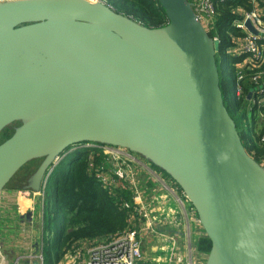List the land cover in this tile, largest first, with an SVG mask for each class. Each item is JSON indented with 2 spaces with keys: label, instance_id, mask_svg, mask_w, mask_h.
Listing matches in <instances>:
<instances>
[{
  "label": "water",
  "instance_id": "95a60500",
  "mask_svg": "<svg viewBox=\"0 0 264 264\" xmlns=\"http://www.w3.org/2000/svg\"><path fill=\"white\" fill-rule=\"evenodd\" d=\"M148 29L86 0L0 3V196L26 164L39 192L58 156L120 148L169 177L211 247L204 264H264V170L229 116L209 37L187 0ZM48 180V178H47Z\"/></svg>",
  "mask_w": 264,
  "mask_h": 264
},
{
  "label": "trees",
  "instance_id": "16d2710c",
  "mask_svg": "<svg viewBox=\"0 0 264 264\" xmlns=\"http://www.w3.org/2000/svg\"><path fill=\"white\" fill-rule=\"evenodd\" d=\"M99 1L116 14L127 17L142 27L159 29L168 24L158 0ZM239 7L249 10L251 5L246 0H227L216 6L215 29L208 35L210 38L219 39L220 48L229 45L227 34L229 25L235 20V12ZM220 88L224 101H227L226 110L234 120L236 115L243 112L245 100L241 97L229 103V87L222 79H220ZM250 135L252 137L239 134L240 140L245 152L259 163L264 157V146L258 143L257 136L252 133ZM10 136L4 138L3 142ZM91 162L94 168L106 163L101 154H96ZM89 166L90 161L86 153L73 151L63 157L47 180L41 232L42 236L47 233L46 239L42 238L44 264H59L66 255H76V251L82 249L84 244L108 241L130 228L129 218L134 212L130 189L121 182L115 188H102L88 171ZM34 172L23 178L22 186ZM124 204H127L128 208H123ZM210 247V241L205 236L200 237L196 242V251L205 257Z\"/></svg>",
  "mask_w": 264,
  "mask_h": 264
},
{
  "label": "built area",
  "instance_id": "2783aa9c",
  "mask_svg": "<svg viewBox=\"0 0 264 264\" xmlns=\"http://www.w3.org/2000/svg\"><path fill=\"white\" fill-rule=\"evenodd\" d=\"M11 0H0V3ZM90 3H101L99 0H86ZM196 16L197 21L203 26L207 33L215 29L216 6L227 0H187ZM251 7L246 10L242 7L236 9V18L230 23L228 30L229 45L221 48L217 56L221 63L225 65L231 75H234V86L232 95L228 92V102L233 103L245 96L246 113L251 115L253 120L251 133L257 136L258 143L264 146V0H246ZM219 42L217 37L212 38ZM220 43V42H219ZM232 75V76H233ZM250 83V88L246 91L243 87L244 81ZM247 114V115H248ZM254 132V133H253ZM71 152L81 151L88 155L90 166L88 171L102 188H115L119 182L125 183L130 189L133 201V214L130 215L129 225L120 235L110 238L108 241L84 244L82 249H78L76 255H66L69 259H63L59 264H141L142 255L140 241L137 238L134 221L138 217L141 219L140 211L136 209L135 200H140L134 182V170L132 166L137 164L134 154L120 148L103 146L93 143H83L72 147ZM70 152V153H71ZM96 154H101L106 163L101 167H93L91 162ZM64 155L56 157L48 166L44 174V182L41 183L39 192L29 193L19 190L17 195L19 205L23 206L25 198L37 196L40 198L41 212L44 209V191L47 178L52 174L55 167L63 159ZM264 170V157L258 163ZM31 192V191H30ZM22 200V201H21ZM123 208H128L124 204ZM137 218V219H138ZM160 223L158 218L149 217L147 224L151 227L154 223ZM42 232V231H41ZM170 252L174 251L175 239L168 237ZM43 240L37 243L36 252L31 260L17 258L8 262L0 251V264H44L42 259ZM87 254V260L85 258ZM181 260L177 258V263Z\"/></svg>",
  "mask_w": 264,
  "mask_h": 264
},
{
  "label": "crops",
  "instance_id": "0c3cea01",
  "mask_svg": "<svg viewBox=\"0 0 264 264\" xmlns=\"http://www.w3.org/2000/svg\"><path fill=\"white\" fill-rule=\"evenodd\" d=\"M133 170L135 188L140 196L134 204L141 212V219L137 217L132 228L140 241L141 264H204L205 256L196 251V242L204 233L181 190L144 160L133 165ZM16 191L2 192L0 196V251L10 255L9 258L3 255L8 262L17 258L31 260L42 239V212L35 217L36 206L41 210L40 198L36 195L25 198L21 206ZM149 217L158 218L160 223L148 227ZM168 237L175 239L173 252L169 250Z\"/></svg>",
  "mask_w": 264,
  "mask_h": 264
},
{
  "label": "rangeland",
  "instance_id": "374dc122",
  "mask_svg": "<svg viewBox=\"0 0 264 264\" xmlns=\"http://www.w3.org/2000/svg\"><path fill=\"white\" fill-rule=\"evenodd\" d=\"M217 64H218V71H219V76H221L222 81H224L225 85H227L229 87V93L232 95V89L234 86V78L233 76L230 74V72L225 69V65L224 63L222 64L220 61V57L218 56L217 58ZM243 87L246 89V91L250 88V83L247 81V79L244 81L243 83ZM245 96L244 95V100H245ZM245 102V101H244ZM224 104L227 105V101H224ZM242 113H239L238 115H236L234 117V123L237 125L236 130L239 134H244V135H249L250 137H252L250 134V129L252 128L253 125V120L251 118V115L246 113V108L245 106L242 107ZM248 114V115H247ZM20 123H13L11 125H9L8 127H6L0 135V144L3 143V139L10 136L14 129L19 127ZM71 152V150L69 151ZM137 155H134V157H136ZM139 157V156H137ZM143 160V159H141ZM41 160H36V161H32L28 164H26L24 167H22L12 178L11 180L7 183V185L4 187L3 192H7V191H11L12 189H16L19 190V188L23 185V178H25V176L31 172H34L35 169L37 168V166L40 164ZM29 179V178H28ZM27 183H25L24 185H26ZM18 192V191H16ZM41 214V210L39 205L36 206L35 208V217L40 216ZM36 223V219L34 221ZM39 232H38V236H39ZM47 236V233H45L42 238L45 240ZM40 239V238H39ZM2 254L7 258H9L10 255H7V253H3ZM88 256L85 253V258L87 260ZM206 258V257H205ZM36 262H38L37 264H39V261L37 260ZM205 262V260H204Z\"/></svg>",
  "mask_w": 264,
  "mask_h": 264
},
{
  "label": "flooded vegetation",
  "instance_id": "af4514ba",
  "mask_svg": "<svg viewBox=\"0 0 264 264\" xmlns=\"http://www.w3.org/2000/svg\"><path fill=\"white\" fill-rule=\"evenodd\" d=\"M218 57V56H217ZM217 60V59H216ZM216 64H217V61H216ZM217 67H218V64H217ZM135 158V160H137V162H139L140 160H141V158L140 157H134Z\"/></svg>",
  "mask_w": 264,
  "mask_h": 264
}]
</instances>
